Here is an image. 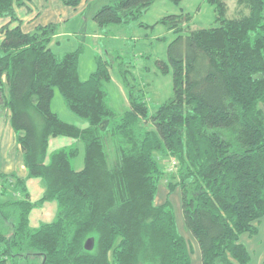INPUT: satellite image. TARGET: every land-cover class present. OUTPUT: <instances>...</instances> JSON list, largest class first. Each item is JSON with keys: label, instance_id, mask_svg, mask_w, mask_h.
<instances>
[{"label": "trees", "instance_id": "trees-1", "mask_svg": "<svg viewBox=\"0 0 264 264\" xmlns=\"http://www.w3.org/2000/svg\"><path fill=\"white\" fill-rule=\"evenodd\" d=\"M25 1L32 0H0V19L18 22L2 30L0 113L11 112L28 172L15 185L8 184L15 177L0 176V193L9 196L13 188L24 196L0 201L2 218L10 221L0 231V264H192L170 198L156 204L162 181L168 196L180 190L183 230L198 243L202 264H250L240 238L256 235L264 217V0H208L215 25L188 29L187 36L186 16L160 21L177 35L168 64L157 63L162 75H172L173 97L153 106L150 85L131 61L122 67L135 73V86L124 85L129 110L123 115L105 88L111 63L97 56L96 73L82 80L85 44L58 54L50 48L57 25L24 33L16 8ZM156 1L107 0L92 19L100 29L124 28ZM56 90L85 128L52 111ZM55 138L77 144L50 153ZM79 150L81 169L74 167ZM171 159L177 166L169 171ZM30 180L45 187L35 202ZM49 201L58 204L57 219L31 228V213ZM86 240L94 249H85Z\"/></svg>", "mask_w": 264, "mask_h": 264}, {"label": "rangeland", "instance_id": "rangeland-1", "mask_svg": "<svg viewBox=\"0 0 264 264\" xmlns=\"http://www.w3.org/2000/svg\"><path fill=\"white\" fill-rule=\"evenodd\" d=\"M105 4L106 3H103V5ZM181 15L187 17V23H184L182 26V28L186 30V33H184L186 36L189 34L188 29L191 31L195 28L207 29L214 26L216 22L214 7L209 4L208 0H180L177 2L174 0H158L146 13L143 14L140 20L130 23L127 26H124V28L118 26H110L103 28L102 30L99 28L100 34L102 35V41L99 42V40L96 41L91 38L87 41V44L83 46V54L80 57L79 67V75L81 79L87 80L91 75L96 73L97 63L95 58L97 56L111 63L109 69L111 81L105 84V88L110 97L111 107H113L119 115H123L129 110L128 91L124 85L129 83L131 85L130 87L135 86V81H133V75L135 73L132 74V76L124 74L122 67L129 66V63L133 61L134 67H136L135 63L138 65V74H140L145 80L147 76L149 77V80H151H146L149 83L146 85H150V90L145 91L148 92L149 96L153 99V106H158L169 101L171 97H173L172 75L171 73L162 75L157 68V63L164 62L165 64H168L167 48L169 44L176 39L177 35L170 32L166 26L160 23V21L168 17ZM189 17L191 22L190 19H188ZM179 19L182 18L179 17ZM2 20L6 21L8 19L2 18ZM182 21L184 22L183 19L181 22ZM91 32L92 31H90V33ZM107 52L119 55L120 61L112 62L109 59V55L107 56ZM92 53H96L94 59L91 58ZM121 86L124 92L121 90ZM51 109L67 124L75 125L80 129L87 126L84 121L80 120L68 110L64 99L57 90L54 93ZM75 144L77 143L74 140L68 138L52 139L49 152L51 153L56 150L72 148ZM83 159L84 153L82 150H79L77 159L74 160V167L81 169ZM43 184L44 183L40 180H34L31 189L27 186L29 200L31 202L35 201L33 198L37 200L42 197V189L45 188ZM162 186L166 187L164 181L161 182L160 188ZM2 191L4 192V188L3 183L1 182L0 192ZM16 194H20V197H15ZM158 195H160V192ZM179 195L180 190H176L171 195L166 196V199L169 197L170 201L173 202L172 204L175 208L179 231L183 232L182 235L186 239L185 235L189 233L182 229V222L184 226V219L181 209V199L180 207H178L175 201L176 196ZM15 196H13L14 200L20 201L24 198L20 190L15 191ZM161 199L166 201L164 197ZM156 204L160 205L158 204V201H156ZM4 215V212L3 214L0 212V231L3 230L2 227L6 228L5 231H7L8 227L10 228V221H6L2 218ZM58 215L59 207L57 202L49 201L42 207L36 208L31 213L30 226L35 229L41 224L52 223L57 219ZM88 241L89 240H86L85 245ZM187 242L189 243L188 240ZM94 245L95 243L93 242L92 249H94ZM191 247L193 248L191 263L200 264L201 252L198 243L193 242Z\"/></svg>", "mask_w": 264, "mask_h": 264}, {"label": "crops", "instance_id": "crops-1", "mask_svg": "<svg viewBox=\"0 0 264 264\" xmlns=\"http://www.w3.org/2000/svg\"><path fill=\"white\" fill-rule=\"evenodd\" d=\"M106 1L107 0H83L77 7L66 5L64 0L25 1L24 6L16 8V15L21 22L22 31L26 34L34 32L38 27H45L50 24L57 25L58 31L50 45V48L55 53L64 54L76 51L80 46V43L83 42L86 45L87 41L91 38L96 41L99 40V42L102 41V35L100 34L99 27L93 21L92 17L103 6V3H106ZM7 26L10 29H13L18 26V22L12 23L9 19L6 21L1 19L0 45L4 37L2 30ZM90 31L92 32L90 33ZM81 38L82 40L84 39V41H81ZM95 55L96 53H92L91 58L94 59ZM146 80L151 81L148 76L146 77ZM121 90L124 92L122 86ZM262 109L264 111V107ZM27 175L28 172L24 164L23 151L18 143L17 134L11 126V112L9 110H5L0 113V176L15 177V179L13 178L8 181V184L15 185L16 179L24 180L27 178ZM33 182L34 180H30L27 183V186L30 187V189ZM162 187L159 190L160 195H158L156 200L160 205L165 202L161 198L164 197V199L167 200L166 196L169 194L167 186ZM7 192L10 197H13L15 194V190L13 188L8 189ZM43 192L44 188L42 189V193ZM180 195L176 196L175 200L178 207H180ZM9 196H5L3 193L0 194V200L2 203L6 202L9 199ZM31 197L33 198L32 195ZM33 200L37 201L39 199L36 200L33 198ZM255 227L257 228V234L252 237L250 235L241 236L240 243L247 247L251 256L250 264H263L264 217L255 224ZM182 229H184L183 222ZM180 232L181 234L183 233L182 231ZM185 236L189 241L190 246H192L193 242H196L191 235L186 234Z\"/></svg>", "mask_w": 264, "mask_h": 264}, {"label": "built area", "instance_id": "built-area-1", "mask_svg": "<svg viewBox=\"0 0 264 264\" xmlns=\"http://www.w3.org/2000/svg\"><path fill=\"white\" fill-rule=\"evenodd\" d=\"M168 166H170L169 171H171L172 168H176V166H177V161L174 160V159H171V161L169 162ZM0 187H1V182H0ZM13 196H15V194H14ZM15 197H20V194H16Z\"/></svg>", "mask_w": 264, "mask_h": 264}, {"label": "water", "instance_id": "water-1", "mask_svg": "<svg viewBox=\"0 0 264 264\" xmlns=\"http://www.w3.org/2000/svg\"><path fill=\"white\" fill-rule=\"evenodd\" d=\"M92 247H93V240H89V241L86 243V245H85V249H86L87 251H90V250H92Z\"/></svg>", "mask_w": 264, "mask_h": 264}]
</instances>
